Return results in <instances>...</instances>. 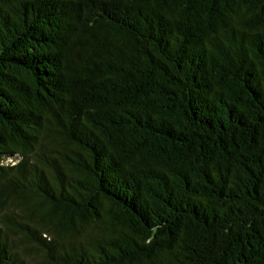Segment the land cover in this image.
<instances>
[{
    "label": "trees",
    "instance_id": "trees-1",
    "mask_svg": "<svg viewBox=\"0 0 264 264\" xmlns=\"http://www.w3.org/2000/svg\"><path fill=\"white\" fill-rule=\"evenodd\" d=\"M0 264H264V0H0Z\"/></svg>",
    "mask_w": 264,
    "mask_h": 264
}]
</instances>
